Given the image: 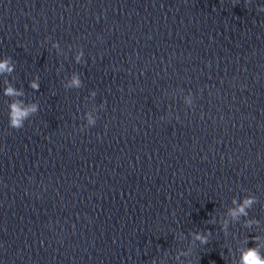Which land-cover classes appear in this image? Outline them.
Masks as SVG:
<instances>
[{"label": "clouds", "instance_id": "obj_1", "mask_svg": "<svg viewBox=\"0 0 264 264\" xmlns=\"http://www.w3.org/2000/svg\"><path fill=\"white\" fill-rule=\"evenodd\" d=\"M258 11H264V7L258 8ZM54 48L56 44L52 45ZM15 70V64L12 62L11 57H5L0 59V76L7 74L11 75ZM39 77L37 76L35 80L29 83V87L34 91H39L40 83ZM73 83L78 87L80 81L73 78ZM4 95L8 97L21 96L24 95L22 92H18L11 84L6 85L4 90ZM39 110L38 105L33 102L28 106H22V102L12 101L9 104L8 120L9 127L13 129H21L24 126V122L28 118ZM258 203V197L254 194L246 195L241 200L233 198L231 201L232 207H229L226 213L219 219L213 217L209 222L211 224L218 223L220 225V230L224 233L225 237L229 235L230 224H236L243 220V227L246 229H259L260 221L255 218L249 217V210L253 208L255 204ZM211 231L205 230L204 232H190L188 235L191 237L189 240L188 247L186 249H180L179 252L174 256L177 264H193L191 259L181 260V257H191L193 255V249L196 247V242L200 245H207L209 243V237L211 236ZM179 236L180 240L186 239L183 232H177L175 239ZM253 243L254 246L249 247V241ZM264 235L256 234L251 237H245L242 241H239L236 248V256L232 260V264H264ZM229 253H232V249H228ZM155 264V260L152 261Z\"/></svg>", "mask_w": 264, "mask_h": 264}]
</instances>
